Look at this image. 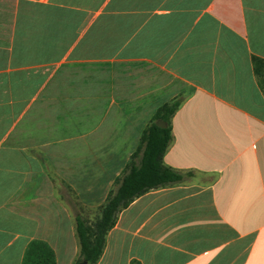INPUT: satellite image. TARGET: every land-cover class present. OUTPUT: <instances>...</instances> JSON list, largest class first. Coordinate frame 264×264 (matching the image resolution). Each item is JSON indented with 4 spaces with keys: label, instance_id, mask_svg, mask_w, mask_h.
Returning a JSON list of instances; mask_svg holds the SVG:
<instances>
[{
    "label": "crops",
    "instance_id": "obj_1",
    "mask_svg": "<svg viewBox=\"0 0 264 264\" xmlns=\"http://www.w3.org/2000/svg\"><path fill=\"white\" fill-rule=\"evenodd\" d=\"M264 0H0V264H75L158 110L184 182L118 217L98 264H264ZM88 220V219H87Z\"/></svg>",
    "mask_w": 264,
    "mask_h": 264
},
{
    "label": "trees",
    "instance_id": "obj_2",
    "mask_svg": "<svg viewBox=\"0 0 264 264\" xmlns=\"http://www.w3.org/2000/svg\"><path fill=\"white\" fill-rule=\"evenodd\" d=\"M255 75L264 92V60L253 57ZM181 106L180 100L161 107L144 130L140 145L131 156L124 173L116 180L99 216L89 221L76 218V233L80 254L75 264L85 260L98 264L103 257L107 237L116 226L118 217L135 199L144 194L184 182L186 173L165 164L164 158L173 143L172 119ZM164 121L166 128H160ZM23 264H56L54 251L44 242H33L26 251ZM131 264H141L133 261Z\"/></svg>",
    "mask_w": 264,
    "mask_h": 264
},
{
    "label": "water",
    "instance_id": "obj_3",
    "mask_svg": "<svg viewBox=\"0 0 264 264\" xmlns=\"http://www.w3.org/2000/svg\"><path fill=\"white\" fill-rule=\"evenodd\" d=\"M157 125L160 127V128H166L167 127V124L164 122V121H158L157 122ZM79 264H88L87 261L83 260L81 261Z\"/></svg>",
    "mask_w": 264,
    "mask_h": 264
},
{
    "label": "rangeland",
    "instance_id": "obj_4",
    "mask_svg": "<svg viewBox=\"0 0 264 264\" xmlns=\"http://www.w3.org/2000/svg\"><path fill=\"white\" fill-rule=\"evenodd\" d=\"M86 218H87L89 221L92 222V219H93V218H91V217H86Z\"/></svg>",
    "mask_w": 264,
    "mask_h": 264
}]
</instances>
